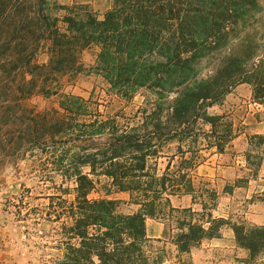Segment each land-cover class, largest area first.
<instances>
[{
    "label": "trees",
    "instance_id": "trees-1",
    "mask_svg": "<svg viewBox=\"0 0 264 264\" xmlns=\"http://www.w3.org/2000/svg\"><path fill=\"white\" fill-rule=\"evenodd\" d=\"M259 7V0H111L99 14L87 3L0 0V150L7 148L3 142L51 144L53 171L74 184L64 189L73 197L60 198L66 205L56 215L69 220L61 224L65 239L56 264H149L145 219L173 212L203 216L175 215L178 252L219 237L229 222L213 216L205 199L213 203L218 193L195 187L193 170L203 149L222 153L233 131L231 121L208 108L242 82L252 84L254 101L264 105L263 61L245 70L242 56L230 53L205 76L199 63L237 37ZM92 45L98 48L93 70L109 92L128 102L144 90L129 115L103 116L87 99L54 85L81 71L80 53ZM33 95L53 97L54 105L32 111L24 101ZM101 178L107 197H89ZM112 192L127 193L136 210L118 212ZM181 195L190 205L173 206L171 196ZM229 226L249 251L264 245V226Z\"/></svg>",
    "mask_w": 264,
    "mask_h": 264
},
{
    "label": "rangeland",
    "instance_id": "rangeland-1",
    "mask_svg": "<svg viewBox=\"0 0 264 264\" xmlns=\"http://www.w3.org/2000/svg\"><path fill=\"white\" fill-rule=\"evenodd\" d=\"M57 1L61 4L87 3L99 14L111 5V0ZM259 6V11L237 37L222 50L200 61L201 76L212 73L218 57L236 52L244 59L245 70H250L260 60L263 61L260 70H264V0H259ZM97 51L94 45L82 50L81 71L75 76L61 78L54 85L87 99L103 116L121 112L129 115L142 102L145 92L139 90L128 102L109 92L105 80L93 70ZM46 58L47 55L41 53L38 61ZM235 85L221 104L208 108V113L224 115L231 121L232 139L222 153L214 148L203 149L204 158L193 174L195 187H211L218 193L213 203L205 198L210 203L212 215L223 217L229 224H241L248 230L264 226V105L254 101L252 84ZM53 99L33 95L24 104L32 111H39L53 106ZM3 143L6 149L11 148L0 150V264H56L62 258L64 247L61 224L69 222L64 214L59 215L60 218L56 215L66 205L60 198L69 201L73 197L71 190L64 189L74 184L53 171L47 152L52 149L51 144ZM168 149L173 151V145ZM165 163L166 158H160L158 167L163 168ZM103 179L89 197H107L102 187ZM108 197L119 199L117 211L120 213H131L137 208L125 192H112ZM171 204L188 206L190 197L171 196ZM192 207L201 211L200 204ZM254 213L262 214V218L254 221L250 216ZM200 214L191 217L195 221L203 218ZM175 215L179 219L191 218L173 212L172 217L145 219L146 235L151 239L146 247L149 264H178L179 260L191 264H264V245L252 252L242 247L235 241L229 224L221 226L219 237L204 238L188 252H178L174 242L179 231Z\"/></svg>",
    "mask_w": 264,
    "mask_h": 264
},
{
    "label": "crops",
    "instance_id": "crops-1",
    "mask_svg": "<svg viewBox=\"0 0 264 264\" xmlns=\"http://www.w3.org/2000/svg\"><path fill=\"white\" fill-rule=\"evenodd\" d=\"M262 132V131H261ZM262 134H264V131L262 132ZM250 216L252 217V219L255 221V220H259L262 218V214H258V213H254V214H250ZM220 239V238H218ZM211 264V263H210Z\"/></svg>",
    "mask_w": 264,
    "mask_h": 264
}]
</instances>
